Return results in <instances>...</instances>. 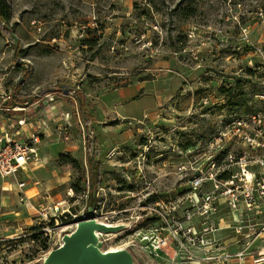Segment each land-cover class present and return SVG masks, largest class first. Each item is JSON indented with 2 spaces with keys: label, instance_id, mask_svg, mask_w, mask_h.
Returning <instances> with one entry per match:
<instances>
[{
  "label": "rangeland",
  "instance_id": "rangeland-1",
  "mask_svg": "<svg viewBox=\"0 0 264 264\" xmlns=\"http://www.w3.org/2000/svg\"><path fill=\"white\" fill-rule=\"evenodd\" d=\"M7 3L9 22H0V125L15 138H39L37 157L9 179L39 193L27 192L36 194L31 206L23 190L2 191L0 179V264H36L90 207L100 221L131 225L102 234L106 249L132 244L145 264H255L223 255L243 244L227 203L217 213L224 230L200 233L197 218L186 225L199 231L194 245L181 249L170 241L192 208L186 198L193 176L208 170L210 157L223 172L228 153L247 154L244 132L234 134L230 124L264 110V0ZM11 94L41 101L8 117L2 104ZM58 202L71 215L52 221L45 235L49 222L40 209ZM152 235L167 240L159 256L141 248Z\"/></svg>",
  "mask_w": 264,
  "mask_h": 264
},
{
  "label": "built area",
  "instance_id": "built-area-1",
  "mask_svg": "<svg viewBox=\"0 0 264 264\" xmlns=\"http://www.w3.org/2000/svg\"><path fill=\"white\" fill-rule=\"evenodd\" d=\"M53 99L51 96L50 100ZM24 123V120L19 121L20 126ZM230 130L238 136H240V132H244L247 154L243 153L237 156L228 153L226 155L228 168L223 172H220L216 159L210 157L208 170H200L193 176L190 180L191 192L186 198V202L188 201L192 208L185 213L183 212L182 217L184 219L182 221L177 220L179 232L173 234L170 244L175 242L181 249H187L188 246L194 245L199 231L192 224L187 228L186 225L197 218L202 226L200 233L207 234L215 230H224L226 226H221L217 213L219 205L227 203L230 221L233 223L237 235L241 236L240 239L243 244L234 254L223 255L235 257L240 263L250 257L255 264H264V153L256 158L250 156V152L253 150L264 152V110L248 116L247 120L244 118L233 120L230 124ZM225 135L222 133L218 140H221ZM218 140L212 145L213 149L220 147ZM38 142L39 138L36 136L27 140L15 138L8 132L0 136V177L4 179L17 178V174L25 170L26 166L37 157L35 144ZM232 165H236L238 170L230 171L229 167ZM16 185L23 190L26 182L18 181ZM207 185L210 186V191L207 189ZM24 196V202L28 203L29 198L26 193ZM222 196H226V198L222 200ZM69 209H64L61 202L54 203L52 207L47 209L43 207L40 209L44 221L49 222L43 228L45 235L52 231L50 227L52 221L57 225L59 220L67 219L71 215ZM93 214L96 218L94 212ZM87 216L89 213L85 216H78L77 220ZM212 216H216L217 226L215 229L213 219L207 220ZM205 218L206 220H204ZM143 240H148L149 243L146 246L141 245V248L149 249L154 256H159L161 245L167 244L166 239L156 240L153 235L151 237L144 236ZM213 240L217 241L218 239L214 238ZM201 241L204 242V240ZM229 247L230 245H227L228 249ZM200 259L205 260L206 258L201 257Z\"/></svg>",
  "mask_w": 264,
  "mask_h": 264
},
{
  "label": "water",
  "instance_id": "water-1",
  "mask_svg": "<svg viewBox=\"0 0 264 264\" xmlns=\"http://www.w3.org/2000/svg\"><path fill=\"white\" fill-rule=\"evenodd\" d=\"M89 216L71 223L60 235L58 244L36 264H145L130 244L106 249L102 234L116 233L130 224H106Z\"/></svg>",
  "mask_w": 264,
  "mask_h": 264
},
{
  "label": "trees",
  "instance_id": "trees-1",
  "mask_svg": "<svg viewBox=\"0 0 264 264\" xmlns=\"http://www.w3.org/2000/svg\"><path fill=\"white\" fill-rule=\"evenodd\" d=\"M9 18H10V8H9L8 3H7V0H0V22L4 23V25L6 26V24L9 22ZM3 29H5V28L3 27ZM5 30H6L5 34H8L12 37L11 32L8 31L7 28ZM23 98H25V97L24 96H16L14 94H11L10 97L8 99H6L2 104L3 111H6V113L10 116L19 115V114L22 115L23 112L21 110L17 111V110H13L12 108H14L16 106H20V107H24L25 109H27L29 104H33L37 100L41 101V97H39V96L30 97L29 99H25V100H23ZM77 100H78V103L80 105V110H78V113H79V115L81 114V116L83 118H85L86 112H85V108H84V103L82 101L83 99L81 98V96L77 95ZM69 101H71L73 103L72 100L69 99ZM86 136L88 138L89 135L86 133ZM93 146H94V143H93ZM94 163L95 162L93 161V163H92V173L93 174L92 175L96 178V176H97L96 168H98V165H95ZM94 177L92 178V181H94ZM83 178L85 180V183H84L85 187L86 186L90 187V185H92V184L90 182L87 183L84 176H83ZM94 196H95V193H91L90 201H92L94 199ZM90 206H92V205H90Z\"/></svg>",
  "mask_w": 264,
  "mask_h": 264
},
{
  "label": "crops",
  "instance_id": "crops-1",
  "mask_svg": "<svg viewBox=\"0 0 264 264\" xmlns=\"http://www.w3.org/2000/svg\"><path fill=\"white\" fill-rule=\"evenodd\" d=\"M40 100H37L36 102H34L33 104H29L28 105V108L27 109H25L24 107H20V106H16V107H14V108H18L17 109V111H22L23 112V114H24V111L25 110H28L30 107H33V105H35L36 103L38 104V102H39ZM13 109V108H12ZM14 110V109H13ZM5 113H6V111H5ZM22 114V115H23ZM6 115L8 116V117H13V116H18V115H13V116H10V115H8L7 113H6ZM20 115V114H19ZM25 124V123H24ZM23 124V125H24ZM23 125H22V127H23ZM5 132H8L9 133V130H4L3 129V127L0 125V136H2ZM19 133V131H16V133ZM32 162H30L29 164H28V166L31 164ZM27 169V166H26V168H25V170ZM25 170H23V171H25ZM20 172H22V171H20ZM0 179L1 180H3V183H2V186H1V189H2V191H7V192H10V193H12V194H19L20 192V190H19V188L17 187V185L14 183V182H12V181H10V179L9 178H6V179H4V178H1L0 177ZM26 187V186H25ZM33 189H36L37 190V194L39 193V191H38V189H37V187H29V188H25V189H23V192L24 193H26V195L28 196V202H29V204L31 205V206H35L36 204H34L32 201H30V199H32V198H34V196L36 195L35 193H34V195H28L27 194V192H29V191H31V190H33ZM18 196V195H17ZM9 197H11V196H9ZM30 206V207H31Z\"/></svg>",
  "mask_w": 264,
  "mask_h": 264
},
{
  "label": "bare ground",
  "instance_id": "bare-ground-1",
  "mask_svg": "<svg viewBox=\"0 0 264 264\" xmlns=\"http://www.w3.org/2000/svg\"><path fill=\"white\" fill-rule=\"evenodd\" d=\"M41 165V164H40ZM106 224H109V223H106ZM109 234V237H111V236H113L114 234H116V233H108ZM115 248H111L110 250H114ZM107 250H109V249H107ZM46 256V255H45Z\"/></svg>",
  "mask_w": 264,
  "mask_h": 264
}]
</instances>
